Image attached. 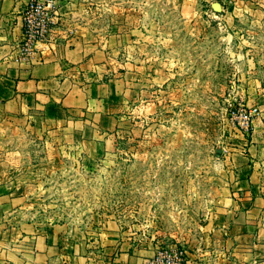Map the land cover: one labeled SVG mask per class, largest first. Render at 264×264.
Returning a JSON list of instances; mask_svg holds the SVG:
<instances>
[{
	"label": "rangeland",
	"instance_id": "obj_1",
	"mask_svg": "<svg viewBox=\"0 0 264 264\" xmlns=\"http://www.w3.org/2000/svg\"><path fill=\"white\" fill-rule=\"evenodd\" d=\"M96 2L111 10L62 18L55 0L47 17L53 22L48 38L33 51L75 35L79 24L104 29V35L116 24L131 28V0L81 1V8L94 11ZM134 2L136 9L144 7L143 0ZM146 3L150 14L141 25L156 28L142 54L150 75L166 73L168 80L146 82L137 96L126 98L114 149L92 166L74 158L71 149L48 160L50 135L6 122L0 123V163L15 168L50 164L26 196L27 214L41 227L67 224L88 230L97 221L101 227L112 222L130 247L154 252L143 264H224L226 248L208 242V223L232 180L230 157L253 130L241 126V116L261 109L257 86L264 85V27L251 28L246 19L237 23L242 31L232 37L207 1L185 0V13L196 10L197 15L186 14L183 22L179 2ZM190 19L194 31L186 25ZM55 27L63 34H54ZM27 40L23 29L22 58L28 57L21 55ZM115 59L114 71L122 72L124 57Z\"/></svg>",
	"mask_w": 264,
	"mask_h": 264
},
{
	"label": "crops",
	"instance_id": "obj_2",
	"mask_svg": "<svg viewBox=\"0 0 264 264\" xmlns=\"http://www.w3.org/2000/svg\"><path fill=\"white\" fill-rule=\"evenodd\" d=\"M81 1L97 0H56L57 14L102 16L111 10L96 2L94 11H83ZM146 1L136 9L131 0V28L116 24L104 35V29L79 24L75 35L37 46L22 58L18 47L28 0H0V123L50 135L53 151L48 160H56L66 149L88 166L104 158L114 149L126 98L137 96L146 82L168 80L166 73L150 75L142 54L153 43L156 28L141 25L142 17L150 14ZM175 1L182 22L189 18L186 14L197 15L196 10L185 13V0ZM204 1L213 17L226 21L232 37L242 31L237 23L246 19L251 28L264 27V0ZM187 22L194 31L193 19ZM57 29L52 32L63 34ZM125 50L127 55L121 53ZM118 55L124 57L122 72L114 71ZM257 92L261 113L249 139L230 157L232 180L208 223V242L226 248L224 264H264V85L257 86ZM49 169L48 162L24 168L0 163V264H143L154 255L130 247L112 222L101 227L97 221V227L88 230L67 224L41 227L27 214L26 196Z\"/></svg>",
	"mask_w": 264,
	"mask_h": 264
},
{
	"label": "built area",
	"instance_id": "obj_3",
	"mask_svg": "<svg viewBox=\"0 0 264 264\" xmlns=\"http://www.w3.org/2000/svg\"><path fill=\"white\" fill-rule=\"evenodd\" d=\"M229 3L244 0H227ZM55 0H30L26 11L23 13V29L28 40L21 51L23 57L33 53L37 43H44L48 38L49 28L53 22L47 19L54 12ZM258 108H250L244 111L242 127L248 132L252 128L254 119L259 116Z\"/></svg>",
	"mask_w": 264,
	"mask_h": 264
}]
</instances>
